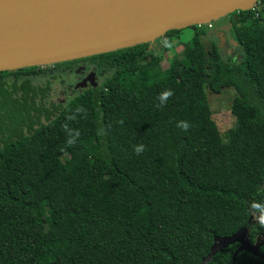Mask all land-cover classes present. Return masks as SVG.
Segmentation results:
<instances>
[{
	"label": "trees",
	"instance_id": "1",
	"mask_svg": "<svg viewBox=\"0 0 264 264\" xmlns=\"http://www.w3.org/2000/svg\"><path fill=\"white\" fill-rule=\"evenodd\" d=\"M228 19L238 60L215 42L205 49L206 30L192 25L182 57L163 70L157 39L55 63L88 62L100 78L52 109L31 105L32 79L49 66L0 72L3 84L12 76V103L23 101L30 120L0 137V264H264V245L236 252L235 238L244 227L251 244L264 236L250 209L264 203V5ZM223 88L236 92L241 143H222L212 119L206 90ZM79 105L86 116L67 119ZM66 124L80 132L72 146Z\"/></svg>",
	"mask_w": 264,
	"mask_h": 264
},
{
	"label": "water",
	"instance_id": "2",
	"mask_svg": "<svg viewBox=\"0 0 264 264\" xmlns=\"http://www.w3.org/2000/svg\"><path fill=\"white\" fill-rule=\"evenodd\" d=\"M257 1L0 0V72L153 43L169 30L210 23ZM93 74L82 83L92 82ZM246 232L244 227L235 235L236 252L256 254L264 236L251 244Z\"/></svg>",
	"mask_w": 264,
	"mask_h": 264
},
{
	"label": "rangeland",
	"instance_id": "3",
	"mask_svg": "<svg viewBox=\"0 0 264 264\" xmlns=\"http://www.w3.org/2000/svg\"><path fill=\"white\" fill-rule=\"evenodd\" d=\"M255 5L257 7L264 5V0H258ZM258 14L255 15L257 17ZM201 28L205 29L206 36L201 37V43L205 49H209L212 43L220 48L222 55L230 61H236L241 56V49L235 41L232 27L230 25L228 15L223 16L217 20L210 23L200 24ZM195 29L191 27H185L181 29L180 34L173 36L170 41L165 39H157L152 45L155 47V55L159 58L158 68L163 70L168 67L169 62L174 57H182V51L184 44L189 42ZM167 42V44H165ZM162 45L166 47L163 49ZM55 69L53 68L49 71V74L45 75H35L33 85L37 89V98L34 100V104L31 103L33 108L39 106L49 107L64 103L69 98L73 97L77 92L81 91L79 85V80L82 75L87 72L84 67H78L71 72V68ZM24 69V68H21ZM74 73V78L72 74ZM4 84L1 83L0 79V111L2 118L0 119V137L4 136L8 138L7 135L12 129L18 131L20 127L24 128V122L29 123L28 115L25 114V104L20 102H14L11 100V86L13 84L12 76L4 78ZM78 81V82H77ZM77 82V83H76ZM17 87H20V81L16 83ZM44 90V96L40 95L39 89ZM72 88H75L72 90ZM208 103L212 112V119L216 123L222 143H241L244 140V134L239 130L236 125L234 116L231 113V104L236 95V92L231 88H223L220 93H213L206 90ZM20 94V93H19ZM18 94V95H19ZM13 95V94H12ZM17 95V96H18ZM5 97V98H4ZM15 98V96H14ZM31 106L30 104H28ZM32 108V110H33ZM30 111L31 114H35V110ZM21 112V113H20ZM24 112V114H23ZM44 121L43 114L41 115V122ZM19 126V127H18ZM264 187V184H263Z\"/></svg>",
	"mask_w": 264,
	"mask_h": 264
},
{
	"label": "clouds",
	"instance_id": "4",
	"mask_svg": "<svg viewBox=\"0 0 264 264\" xmlns=\"http://www.w3.org/2000/svg\"><path fill=\"white\" fill-rule=\"evenodd\" d=\"M165 44H167V42H165ZM173 91L171 89L165 90L162 93L159 94V101L160 104L163 105L167 102V100L173 95ZM84 115L86 116L87 114V109L83 106V105H79L77 106L72 112L71 114L67 117V119L69 120H75L77 115ZM122 123V121H121ZM177 127L182 129L183 131H187L190 127L189 122L181 120L177 122ZM64 129L67 135V141L66 143L69 146H72L76 143L77 139L80 136V132L79 130H73L71 129L67 124L64 125ZM133 151L135 152L136 155H140L141 153H143L145 151V145L144 144H137L133 147ZM250 209L257 215H255V219L258 220V222L261 225H264V203L261 202H256V201H252L250 203Z\"/></svg>",
	"mask_w": 264,
	"mask_h": 264
},
{
	"label": "flooded vegetation",
	"instance_id": "5",
	"mask_svg": "<svg viewBox=\"0 0 264 264\" xmlns=\"http://www.w3.org/2000/svg\"><path fill=\"white\" fill-rule=\"evenodd\" d=\"M46 66H49L51 69L53 68V70H54V68L57 70V69H62V70H64V68L63 67H65V68H71V72H73L77 67H78V69L80 68V67H84V69H85V71L87 70V72L85 73V74H83L82 75V77H81V79L79 80V83L77 84V85H79L80 86V88L81 89H85V88H87V87H89V86H93V87H96L97 85H98V83H99V81H98V79L100 78V76L98 75V73H97V71H96V68L95 67H91L90 65H89V63L88 62H82V63H78V64H72L71 66H68V67H66V66H57V65H55V64H51V65H45V66H43V67H46ZM54 66V67H53ZM92 70H94V74H93V81L91 82V81H89V80H87L86 81V84H83L82 82H83V80L85 79V78H87L89 75H90V73L92 72ZM71 72H68V74H72V76H73V78H74V73H71ZM75 78H74V82H75ZM78 82V81H77ZM76 82V83H77ZM75 88H72V90H74Z\"/></svg>",
	"mask_w": 264,
	"mask_h": 264
},
{
	"label": "built area",
	"instance_id": "6",
	"mask_svg": "<svg viewBox=\"0 0 264 264\" xmlns=\"http://www.w3.org/2000/svg\"><path fill=\"white\" fill-rule=\"evenodd\" d=\"M254 6H255V4H254ZM254 6L252 7V9H254ZM257 14V13H256Z\"/></svg>",
	"mask_w": 264,
	"mask_h": 264
}]
</instances>
